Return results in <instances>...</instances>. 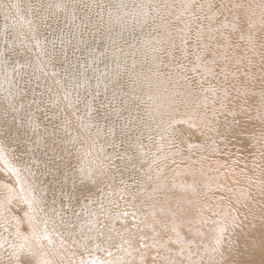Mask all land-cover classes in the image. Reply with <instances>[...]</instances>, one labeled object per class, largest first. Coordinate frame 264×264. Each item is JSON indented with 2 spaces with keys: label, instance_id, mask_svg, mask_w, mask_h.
Instances as JSON below:
<instances>
[{
  "label": "rangeland",
  "instance_id": "rangeland-1",
  "mask_svg": "<svg viewBox=\"0 0 264 264\" xmlns=\"http://www.w3.org/2000/svg\"><path fill=\"white\" fill-rule=\"evenodd\" d=\"M0 264H264V0H0Z\"/></svg>",
  "mask_w": 264,
  "mask_h": 264
}]
</instances>
